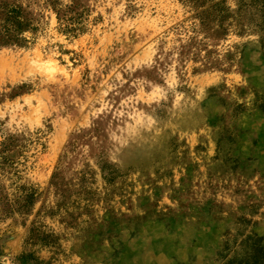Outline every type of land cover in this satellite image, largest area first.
Instances as JSON below:
<instances>
[{
  "label": "rangeland",
  "instance_id": "374dc122",
  "mask_svg": "<svg viewBox=\"0 0 264 264\" xmlns=\"http://www.w3.org/2000/svg\"><path fill=\"white\" fill-rule=\"evenodd\" d=\"M22 1L0 264H264V0Z\"/></svg>",
  "mask_w": 264,
  "mask_h": 264
},
{
  "label": "trees",
  "instance_id": "16d2710c",
  "mask_svg": "<svg viewBox=\"0 0 264 264\" xmlns=\"http://www.w3.org/2000/svg\"><path fill=\"white\" fill-rule=\"evenodd\" d=\"M52 6L55 10L56 1L52 0ZM29 7L24 5L22 0H0V46L24 45L29 43L28 33L37 30L34 25L33 16L28 10ZM58 19L62 22L63 31L65 33L74 34L80 30V24L83 15L74 7H68L65 10L58 9ZM10 147L6 146L0 151V208L3 211H14L16 207L26 208L27 204L33 199L35 193L33 191L21 194L16 200L10 199L9 186L14 184L13 178L19 180L20 170L12 155H10ZM8 179L9 186L5 188L2 182Z\"/></svg>",
  "mask_w": 264,
  "mask_h": 264
}]
</instances>
